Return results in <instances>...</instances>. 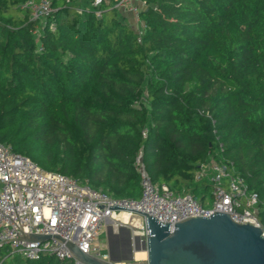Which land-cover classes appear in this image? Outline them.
<instances>
[{
    "label": "trees",
    "instance_id": "1",
    "mask_svg": "<svg viewBox=\"0 0 264 264\" xmlns=\"http://www.w3.org/2000/svg\"><path fill=\"white\" fill-rule=\"evenodd\" d=\"M26 1L0 0L1 141L117 198L141 195L140 151L155 182L205 205L200 165L233 162L264 228V0H143L141 40L111 4L52 0L51 29Z\"/></svg>",
    "mask_w": 264,
    "mask_h": 264
},
{
    "label": "built area",
    "instance_id": "2",
    "mask_svg": "<svg viewBox=\"0 0 264 264\" xmlns=\"http://www.w3.org/2000/svg\"><path fill=\"white\" fill-rule=\"evenodd\" d=\"M90 5L101 13L102 4H111L126 16L139 34L146 24L141 12L147 7L143 0H89ZM29 9L30 18L41 25L48 22L56 8L52 0H27L21 4ZM82 12V8H77ZM40 24L34 32L39 35ZM145 99V98H144ZM146 136V130L143 131ZM136 166L141 176V195L138 198H117L92 187L88 182L68 174L44 169L29 156L18 153L13 146L0 140V264H19L23 260H35L43 256L76 260L65 242L51 237L43 241L20 239L22 232L61 235L74 241L81 250L105 260H110L109 249L102 243V235L109 224L117 229L129 221L122 216L138 211L110 208L118 204L148 212L158 220L170 221V230L175 223L189 216H210L215 210L232 214L238 222L261 225L258 218L259 193L250 188L245 177L237 173L233 162L211 159L200 165L197 177L204 176L212 183V203L205 205L192 192H173L169 185L155 182L143 159L137 155ZM99 204H104L103 207ZM140 215V214H139ZM146 239L149 229L146 224L138 231ZM108 248V243H107ZM118 264H142L137 259L122 260Z\"/></svg>",
    "mask_w": 264,
    "mask_h": 264
},
{
    "label": "water",
    "instance_id": "3",
    "mask_svg": "<svg viewBox=\"0 0 264 264\" xmlns=\"http://www.w3.org/2000/svg\"><path fill=\"white\" fill-rule=\"evenodd\" d=\"M103 207L104 204H99ZM110 208L131 209L144 217L149 229L146 239L127 225L107 227L110 260L84 252L61 235L22 232L20 239L43 241L54 237L65 242L72 256L83 264H118L135 259L136 250L147 251V264H264V228L252 222H238L232 214L215 210L210 216H189L175 223H163L154 215L115 204Z\"/></svg>",
    "mask_w": 264,
    "mask_h": 264
},
{
    "label": "rangeland",
    "instance_id": "4",
    "mask_svg": "<svg viewBox=\"0 0 264 264\" xmlns=\"http://www.w3.org/2000/svg\"><path fill=\"white\" fill-rule=\"evenodd\" d=\"M208 197L210 199L209 204H211L212 203V188L210 189V193L208 194ZM144 223H145L144 217L139 215V214L134 213V214H132L130 222L127 223V226H129L132 229V231L134 232V231H138L141 228V226L144 225ZM107 237L108 236H107V228H106L105 232L102 235V243L106 244V246H105L106 251H108V248H107L108 238ZM16 260L21 261L23 259L17 257ZM139 260L142 261V264H147V257L144 259H139Z\"/></svg>",
    "mask_w": 264,
    "mask_h": 264
},
{
    "label": "bare ground",
    "instance_id": "5",
    "mask_svg": "<svg viewBox=\"0 0 264 264\" xmlns=\"http://www.w3.org/2000/svg\"><path fill=\"white\" fill-rule=\"evenodd\" d=\"M122 216H124V218L127 219V221H129V222H130V219L132 217V215L130 213H128V212H124L122 214ZM135 257L137 259H144V258L147 257V251L143 250V249L136 250Z\"/></svg>",
    "mask_w": 264,
    "mask_h": 264
},
{
    "label": "crops",
    "instance_id": "6",
    "mask_svg": "<svg viewBox=\"0 0 264 264\" xmlns=\"http://www.w3.org/2000/svg\"><path fill=\"white\" fill-rule=\"evenodd\" d=\"M118 229V228H117ZM132 230V229H131ZM133 232V231H132ZM134 233V232H133Z\"/></svg>",
    "mask_w": 264,
    "mask_h": 264
}]
</instances>
